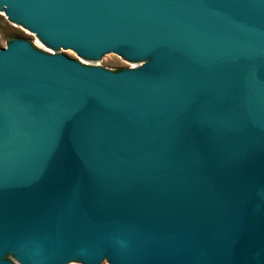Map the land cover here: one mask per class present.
<instances>
[{
  "label": "water",
  "instance_id": "1",
  "mask_svg": "<svg viewBox=\"0 0 264 264\" xmlns=\"http://www.w3.org/2000/svg\"><path fill=\"white\" fill-rule=\"evenodd\" d=\"M0 264H264V0H0Z\"/></svg>",
  "mask_w": 264,
  "mask_h": 264
},
{
  "label": "rangeland",
  "instance_id": "2",
  "mask_svg": "<svg viewBox=\"0 0 264 264\" xmlns=\"http://www.w3.org/2000/svg\"><path fill=\"white\" fill-rule=\"evenodd\" d=\"M14 41H22L30 44L31 46H35L36 48L43 51V47L51 48L55 50L60 55L64 57L78 62L82 65L92 67V68H100L107 72L116 73L119 71H125L129 69H137L140 68L149 61H131L126 56L121 53H117L109 58H88L84 53L79 51H71V50H63V49H54L49 43H46L38 35L32 31L30 28L20 25L18 21L12 19L7 12H2L0 9V50H3L8 47V45ZM36 42L41 43L40 45ZM6 260L11 261L12 264H21L19 261L15 259L13 255L6 258ZM71 264H91L87 263L83 260H76ZM97 264V263H92ZM102 264H113L110 260L105 261Z\"/></svg>",
  "mask_w": 264,
  "mask_h": 264
},
{
  "label": "built area",
  "instance_id": "3",
  "mask_svg": "<svg viewBox=\"0 0 264 264\" xmlns=\"http://www.w3.org/2000/svg\"><path fill=\"white\" fill-rule=\"evenodd\" d=\"M41 44V43H40ZM42 45V44H41ZM35 47V46H34ZM36 48V47H35ZM36 49H38V48H36ZM38 50H40V49H38ZM40 51H42V50H40ZM42 52H44V53H47V54H52V55H54V54H58L57 52H55V50H53V49H51V48H45V47H43V51Z\"/></svg>",
  "mask_w": 264,
  "mask_h": 264
},
{
  "label": "bare ground",
  "instance_id": "4",
  "mask_svg": "<svg viewBox=\"0 0 264 264\" xmlns=\"http://www.w3.org/2000/svg\"><path fill=\"white\" fill-rule=\"evenodd\" d=\"M36 43L40 45V43H39V42H36Z\"/></svg>",
  "mask_w": 264,
  "mask_h": 264
},
{
  "label": "trees",
  "instance_id": "5",
  "mask_svg": "<svg viewBox=\"0 0 264 264\" xmlns=\"http://www.w3.org/2000/svg\"><path fill=\"white\" fill-rule=\"evenodd\" d=\"M118 72H119V70H118Z\"/></svg>",
  "mask_w": 264,
  "mask_h": 264
}]
</instances>
